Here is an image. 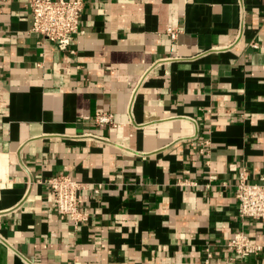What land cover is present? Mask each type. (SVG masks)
Masks as SVG:
<instances>
[{
    "label": "crops",
    "instance_id": "obj_1",
    "mask_svg": "<svg viewBox=\"0 0 264 264\" xmlns=\"http://www.w3.org/2000/svg\"><path fill=\"white\" fill-rule=\"evenodd\" d=\"M26 1L0 0V264H264L235 197L264 175V0H85L74 53ZM60 173L85 184L76 229ZM238 230L262 250L231 257Z\"/></svg>",
    "mask_w": 264,
    "mask_h": 264
},
{
    "label": "built area",
    "instance_id": "obj_2",
    "mask_svg": "<svg viewBox=\"0 0 264 264\" xmlns=\"http://www.w3.org/2000/svg\"><path fill=\"white\" fill-rule=\"evenodd\" d=\"M84 3L85 0H27L26 8L31 17L30 32L41 36L59 51L74 53L73 44L80 33ZM168 33L172 39L176 38L177 33L172 29H168ZM92 120L100 125H114L110 112H98ZM44 184L50 206L59 217L69 219L73 227L78 228L86 218L83 210L85 184L67 173L48 177ZM178 184L191 183L179 181ZM235 197L237 217L242 222L247 219L264 222V175L254 182L250 180L249 172L242 168L237 174ZM226 247L231 257L236 259L246 258L262 250L261 244L243 230L236 231L226 242Z\"/></svg>",
    "mask_w": 264,
    "mask_h": 264
}]
</instances>
